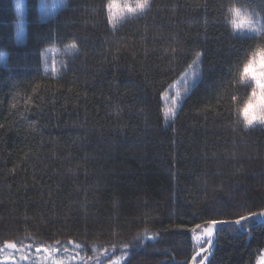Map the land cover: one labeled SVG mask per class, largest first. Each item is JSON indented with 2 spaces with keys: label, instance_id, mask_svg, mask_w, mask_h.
Masks as SVG:
<instances>
[{
  "label": "trees",
  "instance_id": "1",
  "mask_svg": "<svg viewBox=\"0 0 264 264\" xmlns=\"http://www.w3.org/2000/svg\"><path fill=\"white\" fill-rule=\"evenodd\" d=\"M61 1L44 17L25 0L20 33L0 0V248L74 241L82 264L124 248L123 264H190L196 225L264 210V125L243 124L253 86L239 75L264 37L230 11L264 30V0H150L115 29L109 0ZM197 52L169 121L163 96ZM223 229L210 264H256L264 224Z\"/></svg>",
  "mask_w": 264,
  "mask_h": 264
},
{
  "label": "snow or ice",
  "instance_id": "2",
  "mask_svg": "<svg viewBox=\"0 0 264 264\" xmlns=\"http://www.w3.org/2000/svg\"><path fill=\"white\" fill-rule=\"evenodd\" d=\"M47 5L42 3L41 7L44 8ZM16 11L17 13H21L23 11V3L22 0H16ZM106 11L108 13L107 20L110 25L113 26L115 29V26L118 22L119 16L123 13H143L147 11L151 7L150 0H136L135 7H131L127 3L118 4L115 2V0H109V2L106 4ZM113 9H116L117 12L114 13ZM234 13V15L239 16V10L237 9H230ZM234 27L241 28L245 21L241 20L240 23H237L236 20L232 21ZM256 36L258 37H264V30H256ZM70 51H74L77 54H79V48L75 42H72L70 45L67 46ZM247 56V53H246ZM203 62V54L201 52H197L195 54V57L191 64L188 65L189 69H192V77L193 80L198 78L197 74V64ZM53 73L57 72V69L55 68V65L52 67ZM185 78V82L187 81V77L189 76L188 71L186 70L183 74ZM240 77L242 79H250L252 81H255L256 88H253L252 97L250 98L249 102L244 106L242 109V115L243 119L245 121V124L247 127H253L255 126L256 122H259V124L264 125V47H259L256 50H253L251 52L250 58L247 59V61L242 66V71L239 73ZM229 86H231V81H229ZM257 89L260 91L259 97L257 96ZM191 88L186 87L185 92L187 94L191 93ZM179 95V94H178ZM235 99V97H233ZM171 104L172 107H168L164 110V116L167 120L171 121L174 120L178 116V108L177 105V99L175 97L171 98ZM182 107V104L180 105ZM259 107V113H257L256 109ZM250 114H256L255 118L252 120H249ZM257 215L264 216V210H261L260 213L256 212H249L247 215H241L237 219L229 221V220H210L207 222V226L203 228L202 232L195 236L194 239L196 241H203L207 244V247H204L201 245L198 249V251H195V255H193L192 260L193 264H195V261L198 257H201L203 254V258L199 260V264H206V262H209L210 264V256L213 254L212 249L215 244V237L218 235L220 231H223L224 229L221 226L224 225H235L239 226L240 228H243L246 226V222L250 218H254ZM196 229H200V225H196ZM206 238V239H205ZM18 243L23 245L22 241H4L3 242V248H0V251H6L8 249L17 250ZM62 242L57 241L55 243V246H60ZM68 245H71L73 247L79 248L81 247L80 244L75 243L74 241H66L63 242ZM33 244H39L40 248H37V252H39L41 249L44 252H51L53 250L54 246H45V242L43 241H37L33 240ZM26 249L30 246H24ZM67 250V249H65ZM24 260H27V256L21 257ZM6 259H11V257H6ZM55 264H60L59 261L55 262Z\"/></svg>",
  "mask_w": 264,
  "mask_h": 264
},
{
  "label": "rangeland",
  "instance_id": "3",
  "mask_svg": "<svg viewBox=\"0 0 264 264\" xmlns=\"http://www.w3.org/2000/svg\"><path fill=\"white\" fill-rule=\"evenodd\" d=\"M118 4L127 3L131 7H135L136 1L132 0H118L115 1ZM16 3V0H15ZM23 3V11L21 13H18L19 16V29L20 33L24 31V27L26 28V6H25V0H22ZM44 3L47 6L42 8L41 4ZM63 5V2L61 0H40V10L42 16H48L52 15L57 9H59ZM113 12L116 13L117 10L113 9ZM135 13H123L119 16V19L123 18L126 15H131ZM235 20L237 23H240L241 20L245 21L244 25L241 28H236V31L238 33H247V34H256V30H262V27L259 26L255 20H253L251 17L243 15L241 12H239V16L235 15ZM258 25V26H257ZM234 26V25H233ZM197 74H198V67H197ZM192 69L188 72L189 76L187 77V81L185 82L184 75L181 76L174 85L170 87V89L167 91V93L163 96V100L165 104H167L168 107H172L171 104V98L175 97L177 99V105L176 107H179L178 105L182 101V97L186 94L185 89L186 87L190 88L193 82L196 80H193V77L191 75ZM244 83L251 84L253 88H256L255 81H252L250 79H243ZM179 94V95H178ZM260 91L257 89V96L259 97ZM252 97V94L250 98ZM250 98L248 99L247 103L249 102ZM246 103V104H247ZM244 108V107H243ZM257 113H259V107L256 109ZM240 116L242 119L243 124L245 125V121L243 119L242 110L240 112ZM255 126H262L259 124V122H256ZM253 126V127H255ZM250 128V127H248ZM203 228L195 229L193 231V239L195 236L199 235L202 232ZM206 239V238H205ZM196 250L198 251L199 247L203 245L204 247L207 245L203 241H196L194 239ZM3 248V247H2ZM67 250H60L58 248H54L51 252H44L42 249L37 252V249L34 248H25L24 246H17V250L8 249L6 251H0V264H55V262L59 261L60 264H82L84 262V259L79 256V253L77 252L76 247H67ZM115 252L113 250L106 251L103 255V258H108L107 261L101 263L97 262V264H123L125 258L127 257V248H124L120 251V253L114 257L113 254ZM27 256L28 259L24 260L21 257ZM6 257H11V259H6ZM264 260V250L262 252V255L258 258V261L256 264H262Z\"/></svg>",
  "mask_w": 264,
  "mask_h": 264
},
{
  "label": "water",
  "instance_id": "4",
  "mask_svg": "<svg viewBox=\"0 0 264 264\" xmlns=\"http://www.w3.org/2000/svg\"><path fill=\"white\" fill-rule=\"evenodd\" d=\"M249 222H256L257 224H264V216L257 215L254 218H250L246 223H249ZM229 226H235V225H224V226H221V227L223 228V227H229ZM218 235H219V233H218ZM218 235L215 237V244H214V247L212 249L213 254L210 256L209 260H211V258L213 257V255H214V253L216 251L217 243H218ZM205 247H207V245ZM201 256L203 257V254ZM208 263L209 262H206V264H208ZM190 264H193V260L190 262ZM195 264H199V263H197L195 261ZM262 264H264V260H263Z\"/></svg>",
  "mask_w": 264,
  "mask_h": 264
},
{
  "label": "clouds",
  "instance_id": "5",
  "mask_svg": "<svg viewBox=\"0 0 264 264\" xmlns=\"http://www.w3.org/2000/svg\"><path fill=\"white\" fill-rule=\"evenodd\" d=\"M256 114H250L249 115V120H252L253 118H255ZM245 127L247 128V125L245 124Z\"/></svg>",
  "mask_w": 264,
  "mask_h": 264
}]
</instances>
